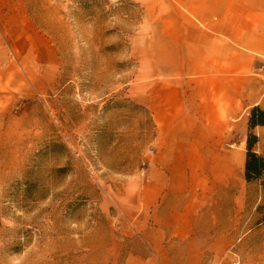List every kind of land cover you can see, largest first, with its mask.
<instances>
[{"label":"rangeland","instance_id":"1","mask_svg":"<svg viewBox=\"0 0 264 264\" xmlns=\"http://www.w3.org/2000/svg\"><path fill=\"white\" fill-rule=\"evenodd\" d=\"M171 4L26 0L25 20L0 16V264L200 260L156 253L139 225L144 194L163 180L148 106L154 24ZM253 135L264 160V125ZM246 138L205 177L203 206L217 203L209 220L228 237L201 264H264V172L246 180Z\"/></svg>","mask_w":264,"mask_h":264},{"label":"crops","instance_id":"2","mask_svg":"<svg viewBox=\"0 0 264 264\" xmlns=\"http://www.w3.org/2000/svg\"><path fill=\"white\" fill-rule=\"evenodd\" d=\"M172 3L154 24L148 106L163 180L144 194L139 225L156 253L196 254L201 264L210 241L228 237L224 224L209 220L217 203L203 206L205 177L242 149L249 112L264 102V0ZM0 16L25 20L26 0H0ZM31 44L44 59L46 47Z\"/></svg>","mask_w":264,"mask_h":264},{"label":"trees","instance_id":"3","mask_svg":"<svg viewBox=\"0 0 264 264\" xmlns=\"http://www.w3.org/2000/svg\"><path fill=\"white\" fill-rule=\"evenodd\" d=\"M264 125V111L260 107H254L250 110L247 122V138H246V163L245 178L246 180L256 179L264 172V160L258 157L253 148L257 143V138L253 135L256 127Z\"/></svg>","mask_w":264,"mask_h":264}]
</instances>
